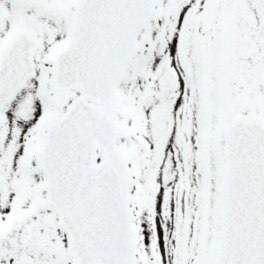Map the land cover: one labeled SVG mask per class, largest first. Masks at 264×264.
Instances as JSON below:
<instances>
[{
  "label": "snow or ice",
  "instance_id": "obj_1",
  "mask_svg": "<svg viewBox=\"0 0 264 264\" xmlns=\"http://www.w3.org/2000/svg\"><path fill=\"white\" fill-rule=\"evenodd\" d=\"M0 264H264V0H0Z\"/></svg>",
  "mask_w": 264,
  "mask_h": 264
}]
</instances>
